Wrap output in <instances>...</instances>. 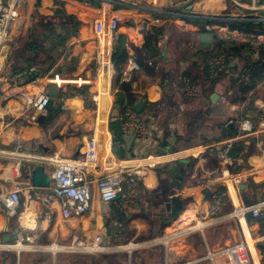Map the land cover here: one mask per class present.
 Instances as JSON below:
<instances>
[{
	"label": "crops",
	"instance_id": "obj_1",
	"mask_svg": "<svg viewBox=\"0 0 264 264\" xmlns=\"http://www.w3.org/2000/svg\"><path fill=\"white\" fill-rule=\"evenodd\" d=\"M65 1L71 4L72 13L81 24L78 32L67 38L63 52L58 49L53 53L55 64L45 76L31 68L32 79L27 80L25 73L13 74L8 62L13 46L27 33L33 14H53L61 7L55 0H22L18 6L19 17L10 24V42L3 49L5 58L0 69V264H211L199 260L206 252L204 248L216 249L245 238L252 249L251 264H264V252L261 250L264 249V231L260 223L253 222L252 218L241 229L237 219H221L244 203L245 196L255 202L264 199V187L252 188L249 184L250 180L264 184V133L233 140L234 143L243 141L249 149L248 155L239 153L235 156L242 158V162L232 161L229 154L225 158L220 156L222 146L236 136H232L225 126L228 118H250L259 128L257 104L264 105V80L245 101L239 103L232 102L231 82L247 66L243 58L253 62L261 54L257 55L249 47L248 37H242L243 32L230 31L227 23L213 24L219 27L211 31L218 35V39L227 40L217 41L221 49L219 54L225 55L226 48L237 49L228 67L227 64L223 67L226 77L211 88L212 84L202 75V67L192 65V62L201 64L203 60L198 57L188 59L197 51L199 35L205 32L199 33L200 27L187 20L225 12L248 14L255 6L264 13V0H237L240 4L232 0ZM135 1L147 3L153 11L171 10L172 17L165 24L141 31L138 24L146 20V15L124 7V3ZM190 5L193 6L191 16L183 15L184 7ZM115 13L123 15L118 29L111 32L106 27L104 34L97 36L96 20L107 24ZM150 31L158 36V41L151 44L154 53L150 54L155 58L147 59L152 73H147L141 66L134 72L131 83L136 101L146 102L141 115L147 127V137L143 140L135 137V140L127 142L124 134V142L118 140L115 144L110 127L112 110L118 108L114 101L119 91L113 87L114 41L118 35H124L133 46L143 48ZM211 31L206 29V32ZM242 48L245 53L240 54ZM128 52V61L136 60L137 54L132 47L129 46ZM248 52L253 54V61L245 58ZM208 55L207 61L218 54L210 51ZM146 57L147 54L143 53L140 59L143 61ZM189 70L190 75L199 76V81L190 80L197 89L192 97L186 94L181 75ZM49 82L60 87L52 109L56 113L50 116L51 110L48 109L47 114H40L38 121H33V96L40 89L48 90ZM67 84L72 88L77 85L74 90L84 88V91L69 94L65 87ZM93 98L97 100L96 107ZM219 127H226L227 134L218 140L212 139ZM166 133L168 147L164 145ZM93 134L98 138L100 151L99 167L95 173L104 172L105 162L112 156L109 154L112 144L116 160L136 168V193L125 204L103 202L94 185L91 211L65 218L61 201L51 188H38L31 184V170L42 163L54 174L56 160L82 155L85 150L80 153L78 150L82 146L86 149ZM153 140L158 143L153 144ZM115 148L123 149V152L116 153ZM190 148H194V155L185 156L184 151ZM149 156H157L160 163L143 168ZM243 163L247 166L238 170ZM139 168L146 171L145 177L139 174ZM228 173H240L244 184L237 188ZM223 174L227 181L221 179ZM18 187H21L19 206L17 212L10 213L1 200ZM216 191L225 192V196L221 211L212 214L210 207L213 201L208 194ZM176 200H180V204L182 201L183 207L174 217ZM217 217L221 222L215 221L212 226L234 223L243 232V236L239 235L241 239L224 237L219 232L220 227L208 228L203 233L195 227L199 222ZM175 232L179 234L172 236ZM28 235L33 240L26 241L27 248L21 251L5 248L4 244H11L18 238L25 242ZM168 235L172 236L168 248L151 244L152 240ZM78 238L92 239L105 246L107 253L100 258L99 255L64 254L58 248H48L50 244L55 246ZM130 242L141 243L143 247L129 253L117 251L116 248Z\"/></svg>",
	"mask_w": 264,
	"mask_h": 264
},
{
	"label": "built area",
	"instance_id": "obj_2",
	"mask_svg": "<svg viewBox=\"0 0 264 264\" xmlns=\"http://www.w3.org/2000/svg\"><path fill=\"white\" fill-rule=\"evenodd\" d=\"M22 0H0V69L3 67V59L5 58V53L3 49L5 46H8L10 42V24L17 17H19L18 6ZM240 4L237 0H232ZM258 2L259 0H255ZM124 7H127L130 10H135L138 13H143L146 15V20L138 24V27L141 31H147L150 27L165 24L172 17V11L168 9H160L158 11L151 10L145 2H130L124 3ZM187 7H184L183 15L191 16L190 10L187 14ZM259 7H251L250 12L245 15L240 14H230L223 13L217 15H206L203 17H211L213 20L220 21H239V22H252L256 26L253 28L249 27L251 33L245 34L248 37V45L253 49L256 54H262L261 49L264 47V13L259 12ZM123 20V15L120 13H115L106 24L103 20H96L95 22V31L97 36H102L106 30V27L111 31L115 32L120 22ZM229 24V23H228ZM262 26V28L260 27ZM214 27H219L218 25L207 24L206 29L211 31ZM246 28V27H245ZM238 31L239 30H234ZM260 32V33H255ZM226 64V57L224 54H218L212 56L209 59V65L211 71L214 73L217 69L223 68ZM141 66L137 60H129L123 68L121 82H130L133 81V74L135 71L140 70ZM249 67L245 66L242 68L243 73L241 78L247 79L249 77ZM183 81L186 85V94L189 97L195 96L197 93L196 86L192 85L188 77H184ZM138 101L133 103H127L123 111H120L119 120L121 122V129L124 134H134L137 139H145L147 137V127L145 125V120L141 114H139L135 106ZM50 104V97L46 89H40L33 96L32 105L35 110L34 115L31 116V120L38 121V116L40 114L48 113V106ZM259 110V128H256L254 121L250 118H238L230 117L227 119L225 126H234L237 130V135L229 140L222 146V151L220 153L221 158L228 157L230 148L232 147L236 139L247 138L252 134H263L264 133V105L257 104ZM234 140V141H233ZM157 140H153V144H157ZM194 148L187 149L184 151L185 156L194 155ZM109 153L111 158H108L103 167L104 172L101 174L95 173L98 170L100 162V151L98 145V138L94 134L90 137L88 144L84 153L77 158L73 159H60L56 160L55 165L57 169L54 171L52 177V183L49 188H51L52 193L60 199L62 204L63 215L65 218H69L75 214L82 215L91 211L92 200H93V186L95 185L99 197L103 202H117L125 204L128 201H131V198L136 193V181L137 173L136 168L131 166L121 164L116 160V155L112 152L113 146L110 145ZM159 158V157H158ZM234 162H242V158L232 157ZM45 161V160H44ZM146 164L142 165L144 167L156 166L160 163V160L157 159V156H149L145 159ZM242 165V164H240ZM141 169L139 174L142 177H145L146 171ZM231 177V181L236 185L237 188H240L244 184L245 180L240 173H228ZM221 178L224 181H227L225 174ZM127 189V190H126ZM20 191L21 187H18L17 190L10 192L2 198V202L9 210L10 213L17 212V208L20 202ZM225 196V192L216 191L212 193L211 200L213 204L210 207V212L212 214H217L221 211V203ZM264 210V199L259 201H254V204L246 206L244 203L236 206L232 212L227 213L226 216L221 219L225 220H235L237 219L240 227L242 229L243 224H248L246 214L251 213L252 218H258ZM215 221L217 223L221 222L219 217L213 219H206L204 222H199L195 227L199 232H205L207 226H212ZM193 227V231L194 228ZM179 234L175 232L172 236ZM172 236H162L160 238L154 239L151 241L153 245H163L166 248L169 247ZM33 237L31 235L26 236L25 242L24 239L18 238L11 244H4L6 249L21 251L27 248L26 241L31 242ZM127 249L131 251L135 249L142 248L141 243L130 242L126 246ZM61 249L59 247H56ZM63 248V246H62ZM106 247L95 242H87L85 240H75L70 242L65 246L66 251L71 253L83 252V251H102ZM199 260H208L211 264H251L252 262V249L248 244L246 238L240 240L233 244L226 246H221L219 248L213 249L207 247L205 255Z\"/></svg>",
	"mask_w": 264,
	"mask_h": 264
},
{
	"label": "trees",
	"instance_id": "obj_3",
	"mask_svg": "<svg viewBox=\"0 0 264 264\" xmlns=\"http://www.w3.org/2000/svg\"><path fill=\"white\" fill-rule=\"evenodd\" d=\"M92 2V0H85ZM55 3L60 5L58 9L55 10L53 14L43 15L39 12L33 14L31 19L30 27L25 35L20 37L13 46L11 56L9 58L8 66L9 70L13 74L25 73V77L27 80H31L32 76L30 74V69L35 68L39 75L45 76L50 68L55 64L54 52L58 49L60 53L65 49L66 40L72 34H76L78 32L79 26L81 22L72 13L71 4L65 0H55ZM120 6H117L118 9ZM188 22L197 25L200 27V32H206L205 26L207 24H219L225 25L226 23L230 24V31L239 30V32H248V28L252 26H256L252 22H239V21H220L213 20L211 17H203L196 16L194 18H189ZM246 27V28H245ZM262 28V26H260ZM156 32V29H155ZM153 32H149L146 35V43L143 48H138L133 46V43L129 41L124 35H118L114 41V51L112 56V61L115 67V75L113 78V87L115 89H119L115 94L114 105L118 107L121 111H123L124 107L127 103H133L135 99V95L131 92L132 86L130 82H121V76L123 72L124 65L127 63L129 59V46L135 50L137 54V62L140 66L144 67L147 73H152L151 66L148 64V58H155L154 55L150 53H154V47H151V44L155 41H158V36L152 34ZM213 35V43L215 41V45L211 50H199L193 53L191 57L188 59H192L193 57H198L201 60V64H197L196 62H192V65L197 66V68H201L202 75L204 76L205 81H209L211 88L215 86L216 83L222 81L225 75V68L217 69L214 73H212L209 60L208 53L210 51H214L215 54L221 53V49L218 48V40L221 42H225V39H218V35L215 34L214 31H211ZM250 33V32H249ZM260 33V32H255ZM219 41V42H220ZM220 42V43H221ZM221 46V45H220ZM147 47V49L145 48ZM145 48V49H144ZM236 47L226 48L225 57H226V67H228L230 63V59L235 57L236 55ZM261 57L254 60L253 62L246 61L243 57V60L246 62V65L249 69V77L247 79L242 78L241 74L233 78L231 82V88L233 90V95L231 97L233 103H239L245 101L248 98V95L253 92L257 85L264 80V47L261 49ZM146 53L147 57L145 60H141L140 56ZM245 53V49L242 48L240 54ZM239 54V55H240ZM211 58V57H210ZM190 71V70H189ZM191 71H184L181 75L188 77L192 82L199 81V76L190 75ZM240 79V81H238ZM181 82V81H180ZM67 88V93L74 94L75 92L81 93L84 91V88H79L74 90L72 85L67 84L65 86ZM53 116L56 111L51 110L49 112ZM43 116V115H42ZM251 116V114H249ZM110 127L112 132L114 133L115 144L118 140L124 142L123 139V131L121 129V122L118 119H111ZM230 129V134L232 136L237 135V130L234 126L228 127ZM115 152L122 153L123 149H116ZM239 153H242L244 156L248 155L249 149L246 147L243 141H238L233 144L230 148L229 155L232 157L237 156ZM246 167L247 165L243 163V165L239 166L238 170L242 167ZM250 187H264V184H256L254 181H249ZM255 198V197H254ZM177 205L174 211L176 215L179 213L180 209L183 207L182 201L180 204V200H176ZM257 221L260 223L261 228L264 231V212L258 217L253 219V222Z\"/></svg>",
	"mask_w": 264,
	"mask_h": 264
},
{
	"label": "water",
	"instance_id": "obj_4",
	"mask_svg": "<svg viewBox=\"0 0 264 264\" xmlns=\"http://www.w3.org/2000/svg\"><path fill=\"white\" fill-rule=\"evenodd\" d=\"M192 5H190L187 8V12H189L192 9ZM213 47V35L210 32H205V33H201L199 35L198 38V43L196 45V50H207ZM245 58L250 59L251 61L254 60V56L251 52H248L245 54ZM35 75H38V73H36ZM39 78V77H37ZM73 88H77V85H73ZM59 92H60V87L56 84V83H51L48 87L47 93L50 97V104L48 106L49 110L53 109V105L55 100L58 98L59 96ZM146 102L141 100L139 101L136 106L135 109L139 114H142L144 108H145ZM120 115V109L119 108H114L112 110V114H111V118L112 119H118ZM228 129L226 127L222 128L219 127L214 131V135L212 137V139L218 140L219 138L222 137L223 134H227ZM124 139L129 142V141H133L135 140V136L134 134H125L124 135ZM81 150H85V146H82V148L79 151V153L81 152ZM165 151V150H164ZM31 184L34 187H38V188H49L51 186L52 183V177H53V173L50 172L49 170H47V167L45 164H36L32 170H31ZM243 188V187H241ZM208 198H211V194H208ZM244 204L246 206H250L252 204H254V200L250 197L245 196L244 197ZM246 218L247 221L249 222L251 220V213L248 212L246 214ZM15 238H17V235H14ZM262 253L264 252V249H261Z\"/></svg>",
	"mask_w": 264,
	"mask_h": 264
},
{
	"label": "rangeland",
	"instance_id": "obj_5",
	"mask_svg": "<svg viewBox=\"0 0 264 264\" xmlns=\"http://www.w3.org/2000/svg\"><path fill=\"white\" fill-rule=\"evenodd\" d=\"M245 1H247V0H245ZM241 11H245V9L244 8H241ZM239 14L240 15H245L244 13H241V12H239ZM248 30V32H243V34L242 35H244V36H242V37H245V34H249V32H250V30L249 29H247ZM251 33V32H250ZM238 39V38H237ZM96 67V66H95ZM50 84L51 83H53V82H49ZM39 91V90H38ZM37 91V92H38ZM93 102H94V106L96 107L98 104H97V100H95L94 98H93ZM167 137H168V133H166L165 134V142H164V145H166V147H168V142H167ZM221 228V229H219L220 231L219 232H221L222 234H223V236L224 237H230V238H232V239H235V236H237L238 237V239L237 240H239V239H241L240 237H239V235L240 234H242V236H243V232H242V230H239L238 228H237V225L236 224H234V223H231V224H226V222H223L222 223V225H214V226H207L206 227V231H207V229L209 228H212V229H218V228ZM76 240H85V241H87V242H90L92 239H84V238H78V239H76ZM73 241H75V240H72V241H68L67 243H61V244H57V245H55V246H52L51 244L50 245H48V248H56V247H59V248H61L60 250H61V253H64V254H72V255H75V254H77V256H81V255H89V256H91V255H99L100 256V258L104 255V254H106L107 252V248H105L104 250H102V251H83V252H76V253H71V252H68V251H66V249H65V246L67 245V244H69L70 242H73ZM250 245V244H249ZM62 246H63V248H62ZM206 246H207V244H206ZM117 249V251H125V252H130V250L129 249H127L126 247H118V248H116ZM207 251V247L206 248H204L203 249V251ZM206 253V252H205ZM205 255V254H204ZM205 261H208V260H205ZM210 262V261H209Z\"/></svg>",
	"mask_w": 264,
	"mask_h": 264
}]
</instances>
